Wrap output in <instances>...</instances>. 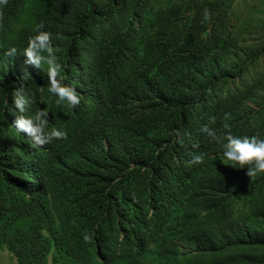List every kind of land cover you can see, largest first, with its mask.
Returning a JSON list of instances; mask_svg holds the SVG:
<instances>
[{
  "label": "trees",
  "instance_id": "obj_1",
  "mask_svg": "<svg viewBox=\"0 0 264 264\" xmlns=\"http://www.w3.org/2000/svg\"><path fill=\"white\" fill-rule=\"evenodd\" d=\"M38 31L51 33L75 108L48 91L46 62H25ZM17 91L30 100L24 113ZM40 112L45 133L64 138L40 145L15 130L18 116ZM229 132L264 140L255 0L0 8V251L16 264H264V173L230 165Z\"/></svg>",
  "mask_w": 264,
  "mask_h": 264
},
{
  "label": "clouds",
  "instance_id": "obj_2",
  "mask_svg": "<svg viewBox=\"0 0 264 264\" xmlns=\"http://www.w3.org/2000/svg\"><path fill=\"white\" fill-rule=\"evenodd\" d=\"M8 0H0V8L6 6ZM17 52L16 48L10 49L9 55H15ZM47 52L49 58H45L42 53ZM23 55L26 57V63L33 65L40 69L42 62L48 64V91L56 96L57 103H64L67 106L75 108L80 103V97L76 91L64 85L60 80L57 79L60 65L56 62L53 55V48L51 46V33L46 31H38L36 35L31 37L28 42V46L24 49ZM30 100L23 93V91H17L14 96L15 107L20 113L26 111L27 105ZM47 113H37L35 118L25 117L23 115L18 116L14 121L15 130L19 133H23L25 136L32 138L34 143L44 144L51 141L52 139L64 138L66 133L59 129H52L45 133ZM214 119V118H213ZM228 127L227 124L224 125ZM201 131L210 139L216 140V131L209 127L204 126ZM226 143L222 145L224 152L223 155L230 162L233 167L238 166L239 169L247 168V175L255 177L259 173H264V140L253 137H240L235 136L229 132L225 138ZM202 157L196 155L193 157L191 163H201ZM84 241L90 240L89 235L86 233L83 236Z\"/></svg>",
  "mask_w": 264,
  "mask_h": 264
},
{
  "label": "rangeland",
  "instance_id": "obj_3",
  "mask_svg": "<svg viewBox=\"0 0 264 264\" xmlns=\"http://www.w3.org/2000/svg\"><path fill=\"white\" fill-rule=\"evenodd\" d=\"M243 0H238L239 6L242 4ZM255 4L260 8H264V0H255ZM253 11H256L254 8ZM0 264H16V261L11 257L7 251H0Z\"/></svg>",
  "mask_w": 264,
  "mask_h": 264
}]
</instances>
